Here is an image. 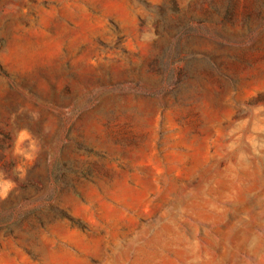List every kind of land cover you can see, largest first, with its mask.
Instances as JSON below:
<instances>
[{
    "label": "rangeland",
    "instance_id": "374dc122",
    "mask_svg": "<svg viewBox=\"0 0 264 264\" xmlns=\"http://www.w3.org/2000/svg\"><path fill=\"white\" fill-rule=\"evenodd\" d=\"M261 34L264 0H0V264H264Z\"/></svg>",
    "mask_w": 264,
    "mask_h": 264
},
{
    "label": "clouds",
    "instance_id": "9594fccd",
    "mask_svg": "<svg viewBox=\"0 0 264 264\" xmlns=\"http://www.w3.org/2000/svg\"><path fill=\"white\" fill-rule=\"evenodd\" d=\"M25 136L24 133L21 134V139H23ZM11 185L5 182L4 184H0V197L7 196L8 191L10 189Z\"/></svg>",
    "mask_w": 264,
    "mask_h": 264
},
{
    "label": "trees",
    "instance_id": "16d2710c",
    "mask_svg": "<svg viewBox=\"0 0 264 264\" xmlns=\"http://www.w3.org/2000/svg\"><path fill=\"white\" fill-rule=\"evenodd\" d=\"M261 35L264 36L263 34H261ZM261 35H260V36H261ZM259 38H260V37L258 36L256 39H259Z\"/></svg>",
    "mask_w": 264,
    "mask_h": 264
}]
</instances>
